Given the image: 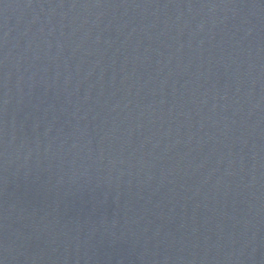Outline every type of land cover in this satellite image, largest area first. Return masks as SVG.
<instances>
[{
    "label": "water",
    "instance_id": "1",
    "mask_svg": "<svg viewBox=\"0 0 264 264\" xmlns=\"http://www.w3.org/2000/svg\"><path fill=\"white\" fill-rule=\"evenodd\" d=\"M0 264H264V0H0Z\"/></svg>",
    "mask_w": 264,
    "mask_h": 264
}]
</instances>
